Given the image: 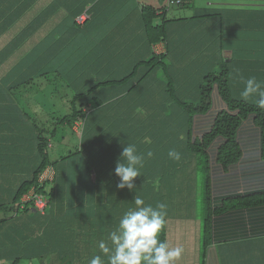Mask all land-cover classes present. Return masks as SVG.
Returning <instances> with one entry per match:
<instances>
[{
    "label": "trees",
    "instance_id": "16d2710c",
    "mask_svg": "<svg viewBox=\"0 0 264 264\" xmlns=\"http://www.w3.org/2000/svg\"><path fill=\"white\" fill-rule=\"evenodd\" d=\"M38 1L0 0V37L20 21L25 22V15L35 13L17 28L12 42L0 52V260L19 264L21 256L28 260L37 256L46 264L50 262L44 257L52 255L48 260L89 264L95 255H103L98 242L106 240L123 214L135 207L137 194L153 207L167 205L171 198L173 203L177 198L184 204L187 199L178 196L177 190L194 182V208L201 203L206 210L202 216L201 263L205 264L213 218L228 210L264 205V192L214 201L210 175L211 147L216 148V159L224 168L241 157L237 131L249 115L261 129L264 141V109L255 99L245 101L240 96L249 73L258 81L261 77L240 67L246 60L228 61L223 56V30L245 25L246 20L237 17L244 13L243 8L201 6L198 0H169L162 7L138 3L126 21L136 17L140 33L118 37L120 43L132 46L143 40L141 46L148 48L147 55L141 60L131 55L130 68L109 75L111 72L103 68L102 73L83 68L81 48L72 45L81 29L76 16L84 13L70 7L71 0H52L45 7H39ZM173 4L189 9L190 14L169 16ZM262 8L260 26L264 25ZM62 11L74 18L70 29L60 35L58 31L48 35L40 30L48 17ZM55 22L58 25L59 21ZM202 34L207 35L199 37ZM100 42L101 47L106 45ZM158 43L162 50L155 49ZM13 55L16 57L3 65ZM110 69L117 70V65ZM51 74L55 77L48 80ZM57 78L63 81L64 92L44 88ZM215 88L227 108L216 114L207 132L194 137V116L211 108ZM39 115L51 118L44 122ZM68 132L79 134V141L65 151L62 143ZM127 143L136 145L140 153H153L145 158L141 176L134 181L136 189L131 191L119 189L120 179L115 177L117 160ZM56 147H60L59 155L53 158ZM170 150L180 153L181 159L178 166H163V179L156 173V158ZM47 168L53 174L42 181L41 174ZM30 190L47 196L44 211H33L32 201L23 200ZM149 190L160 193L157 202L150 201L154 196ZM33 235L28 251L19 254L21 248L16 245ZM159 239L168 242L166 224Z\"/></svg>",
    "mask_w": 264,
    "mask_h": 264
},
{
    "label": "crops",
    "instance_id": "0c3cea01",
    "mask_svg": "<svg viewBox=\"0 0 264 264\" xmlns=\"http://www.w3.org/2000/svg\"><path fill=\"white\" fill-rule=\"evenodd\" d=\"M162 1L71 0L69 6L81 10V13L86 15L85 21H82L83 23L78 20L79 14L76 16L81 26L77 36L78 42L80 43L81 37L87 35L85 37L87 43L79 46L82 51L79 56L82 67L96 68L97 70L103 68L104 71L111 72L109 75H114L121 68H130L133 58L131 55L136 54L140 60L146 57L148 48L144 45L141 46L143 40H138V46H132L131 44L120 43L121 38L118 36H132L140 33L136 17L135 20L126 21L127 14L130 12L132 15V10L138 8V3L162 7L159 6ZM51 2L52 0H39L38 6L45 7L48 4L50 5ZM204 5L226 8L241 6L243 8L244 13H240L237 17L239 20H246L245 25L227 26L223 30V56L228 61L232 58L238 61L246 60L241 63L240 67L250 72L256 71L255 74L261 77L259 81H264V25L260 26L258 23L260 8L263 7L262 9H264V2L258 0H205ZM65 9L66 7H63V10ZM28 14L29 16L25 15L23 18L28 20L35 15V13ZM73 20L72 16L62 11L50 18L48 17L42 30L48 35L58 31L60 35L63 31L70 29L68 27L72 26ZM26 21L23 23L20 21L6 34L17 32V28L23 27ZM55 21H59L58 25ZM85 24L86 27H84ZM202 29L206 30L207 27L204 25ZM91 33L97 34L99 37L96 40L88 37ZM206 35L202 34L199 37H205ZM75 41L72 45H75ZM100 41L106 42V45L101 47L100 43L102 42ZM154 47L158 51L163 49L161 43L156 44ZM71 53H74L73 50H71ZM115 65H117V70L112 71L110 68ZM238 73L240 72L238 71ZM243 74L247 76L245 75L247 73ZM249 75L248 78H251L253 74L249 73ZM226 108V102L215 88L212 92L211 108L206 113L194 116L192 124L194 137L207 132L212 126L216 114ZM237 140L242 150L241 157L237 162L226 168L217 161L216 148L211 147L209 149L214 201L238 194L264 192V141L262 140L261 129L254 123L252 115H249L241 123L237 131ZM219 142H221L220 138L216 144L218 145ZM167 154L168 151L156 158V173L160 174L163 179L166 178L163 166L168 163H174L178 166L180 162V160L168 159ZM151 176L148 177L154 178ZM115 177L119 179L118 176L115 175ZM188 180L190 182L194 181V177H189ZM195 182H197V179H195ZM178 188L177 186L175 190ZM148 194L154 196L150 201L157 202L156 196L160 193L156 194L154 190H149ZM176 194L178 196L182 194L187 201L182 204L183 201L177 198H175V203H173V198H171V202L168 200L166 208L167 214H169L166 220L168 243L172 247L183 246L184 248L182 259L177 261L176 264H201L204 248L202 216L193 214L195 209L193 198L197 196L196 184L194 182L188 183V187L178 189ZM91 196L93 197V195ZM93 208L94 204L92 203V212ZM33 211H36L35 208ZM207 248L208 256L204 261L205 264H264V205L228 210L213 218L212 243ZM27 261H29L28 264H32L31 260ZM46 261L53 264H66V262L60 260L50 261L47 259Z\"/></svg>",
    "mask_w": 264,
    "mask_h": 264
},
{
    "label": "clouds",
    "instance_id": "9594fccd",
    "mask_svg": "<svg viewBox=\"0 0 264 264\" xmlns=\"http://www.w3.org/2000/svg\"><path fill=\"white\" fill-rule=\"evenodd\" d=\"M240 93L243 100L255 99L257 106L264 109V81L255 77L244 81ZM153 153H140L136 145L127 143L123 147L115 167V175L120 182L117 187L136 189L134 181L141 176L145 158H151ZM170 159L179 161L180 153L170 150ZM135 207L130 208L120 218L118 226L109 232L107 239L98 242V248L103 255H95L89 264H176L184 254L183 246L172 247L167 241H161L159 236L166 224L167 205L159 203L155 207L146 204L137 194L133 201Z\"/></svg>",
    "mask_w": 264,
    "mask_h": 264
},
{
    "label": "rangeland",
    "instance_id": "374dc122",
    "mask_svg": "<svg viewBox=\"0 0 264 264\" xmlns=\"http://www.w3.org/2000/svg\"><path fill=\"white\" fill-rule=\"evenodd\" d=\"M259 1V0H258ZM157 3V2H156ZM168 3H169V0H163L162 2H161V4L159 5V6H165V5H168ZM197 3L199 4V5H204V3H205V0H198L197 1ZM188 14H190V10L189 9H183V8H181V7H178V6H176V4H173V6H171L170 7V9H169V12H168V15L169 16H183V15H188ZM40 30H42V29H40ZM16 33H13V34H9V35H5L4 37H3V35L0 37V52L2 53L4 50L3 49H5V48H7V45L9 44V43H11L12 42V38H13V36L15 35ZM85 37H87V35H85ZM85 37H81V41H80V43L78 42V40H76L75 41V45L77 46V47H79V46H81L82 44H86L87 43V41L85 40ZM88 37H91V38H93V39H97L99 36H97V34H94V33H91ZM17 47V46H16ZM16 52V51H15ZM16 56L15 55H13V56H11V57H9V58H11L9 61H7L6 63H4L3 65H5V64H7V63H9L10 61H12L13 60V58H15ZM52 78H51V77ZM55 76H54V74H51V75H49L48 77H46V78H48V80L49 79H53ZM49 83L47 84V85H44V88H46V90H49V89H54V88H57V89H59V90H62V89H64V88H66L64 85H63V81H61L60 80V78H57V80H54V81H48ZM66 91V90H65ZM59 92H64V90H62V91H59ZM60 94H62V93H60ZM57 98H60V95H59V93H57ZM57 100H59V99H57ZM64 112V111H63ZM40 120H42V121H46V122H48V119L49 118H51V117H47L46 115H39V117H38ZM80 124V120H79V122H77L76 123V125L78 126ZM60 132H61V130H60ZM59 132V133H60ZM79 141V134H77V135H72V134H70L69 132L66 134V136H65V142H63L62 143V147H65L64 148V150L66 151L67 149H72V148H74V146H75V144L77 143ZM60 146V145H59ZM59 148L60 147H56V150H57V152H56V150L54 151V153H53V155H52V157L53 158H58V155H59ZM52 150V149H51ZM46 190H48V186H46ZM47 197V196H46ZM200 197L201 196H199V199H200ZM203 199V198H202ZM206 212V210H205V207L203 206V204L201 205V203H197V206H196V208L194 209V212H193V214L194 215H196L197 214V216H204V213ZM32 239H34V235L33 236H31L30 237V239L29 240H24V241H22L23 243H21V244H18V245H16V247L17 248H21L20 250H19V254L21 253V254H25L28 250H27V245H28V243L30 242V241H32ZM52 257V255H48V256H46V257H44V259L46 260V259H50ZM40 257H37V256H35V257H33L32 259H31V261H32V264H39L40 263ZM28 259H26V256H21V260H20V263L19 264H28V262L29 261H27ZM8 262V261H7ZM7 262H5V264H7Z\"/></svg>",
    "mask_w": 264,
    "mask_h": 264
},
{
    "label": "built area",
    "instance_id": "2783aa9c",
    "mask_svg": "<svg viewBox=\"0 0 264 264\" xmlns=\"http://www.w3.org/2000/svg\"><path fill=\"white\" fill-rule=\"evenodd\" d=\"M86 15L82 14L78 17V20L82 22L85 19ZM53 174V171L51 168H47L44 170L41 174L40 179L42 181L48 179L51 175ZM24 201H32L33 203V208L38 209L40 211H44L46 204H47V199L42 193H37L34 190H30L27 194L24 195L23 197ZM0 264H3L2 261L0 260ZM50 264V263H46Z\"/></svg>",
    "mask_w": 264,
    "mask_h": 264
}]
</instances>
